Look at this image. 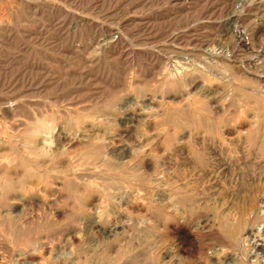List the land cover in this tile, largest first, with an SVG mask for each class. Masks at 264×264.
Masks as SVG:
<instances>
[{
    "label": "rangeland",
    "instance_id": "rangeland-1",
    "mask_svg": "<svg viewBox=\"0 0 264 264\" xmlns=\"http://www.w3.org/2000/svg\"><path fill=\"white\" fill-rule=\"evenodd\" d=\"M67 2L70 10L72 7H75L74 11L81 10L87 19L97 17L99 24L82 21L72 13L63 18L55 10L32 17L24 12L23 16L18 14L23 19L18 16L17 19L14 15L16 29L8 38V43L0 45V102L19 100L13 111L0 112V117L11 126L9 135H13L10 136L13 139L11 146L9 144L0 150V155L6 159L15 152L18 158L14 166H9L13 169L5 164L0 166L3 170H0V179L4 176L2 173H10L11 178L15 172L22 175L26 166V162L22 163L23 159L28 161L27 155L37 157V154H28L34 149L29 138V127L39 117L58 125L56 127L54 124L58 132L54 130L56 135L53 134L51 142L56 159L44 157V160L38 156L36 160L39 158L38 169L41 171L37 178L33 176V179H28L36 191L44 185L42 177L49 179L48 203L33 202L31 205L28 202L20 205L12 212L15 219L11 222L6 218L7 207L0 208V261L4 264H28V261H24V252L35 251L36 248L37 254L32 259H38L35 260L36 264H264V252L255 248V242L248 234L260 226L264 232V215L257 219L258 214L262 215L257 209H260V199L264 197V56L258 55L260 50L264 53V0ZM54 11L59 14H52ZM78 63L82 64L80 68ZM219 101L224 103V109L217 108L216 102ZM190 102L201 106L200 114L189 112ZM255 119L257 121L253 123ZM24 130H27L25 134ZM59 133L64 145L66 138L76 140L74 148L64 150V145H58L54 140H58L56 136ZM122 133H125L124 137ZM5 138L4 135L2 140ZM41 139V136L35 139L40 147ZM94 141L99 147L93 146L94 154H97L96 149L99 151L101 148L109 152H106L107 157L105 151L101 156L102 150L101 154H97L100 158L90 152ZM101 143L108 145L104 147ZM130 143L139 145L144 154L142 158H147L146 164H140L135 157H120L124 153L122 146ZM84 144L86 149L83 148ZM22 156L25 158L22 159ZM51 161H55L54 165L57 166H53ZM67 164L69 168L73 166L71 171ZM76 165L79 170L74 169ZM97 165L100 168H96ZM110 166L115 167V171ZM18 174H14V181H20L22 176L19 175V179L15 177ZM120 174L123 178H119ZM109 176H112L114 183L109 179L104 184V178L108 179ZM117 177L121 180L117 181ZM107 182L119 187L121 184L122 188L112 184L111 193ZM128 184L131 193H126L125 186ZM35 190L31 195H35ZM168 195L172 203L178 201L179 204H175H182L183 213L165 208ZM251 199L256 200L252 203ZM254 213L257 214L255 218ZM99 219L101 228L93 229L91 222ZM202 219L209 220L207 223L210 225L203 226L200 222ZM229 221L231 224L237 221L236 226L245 221L246 226L243 224L244 228L241 227L244 232L240 230L245 239L240 236L242 240L238 241L239 244L234 243L228 235L227 231L235 227ZM116 224H121L116 228L117 232L110 233L108 229ZM75 234L79 238L73 241ZM43 241L52 246L50 250L42 249L40 245ZM238 245L241 247L238 248ZM258 246L264 247L263 239L258 241Z\"/></svg>",
    "mask_w": 264,
    "mask_h": 264
},
{
    "label": "bare ground",
    "instance_id": "bare-ground-1",
    "mask_svg": "<svg viewBox=\"0 0 264 264\" xmlns=\"http://www.w3.org/2000/svg\"><path fill=\"white\" fill-rule=\"evenodd\" d=\"M69 1V0H68ZM71 1V0H70ZM227 1V0H226ZM79 2V1H78ZM0 45L1 44H3V43H8L7 42V40H8V38L11 36V34H13V31L16 29V27L14 26V24H13V17H14V15L16 16V18H17V16H18V14H24V12L25 13H27V14H29V15H31V17L32 16H35V15H37V16H39V14H42L43 15V12H47V13H49V10L50 11H52V10H55V11H58V12H60L62 15H63V18H64V16L65 17H67V16H69V14L71 15V13H72V15H75L76 17H78L80 20H82V21H84V20H89L90 22H92L93 24H96V25H98L99 23V21L97 20L98 18L97 17H94V18H90V19H87V16L85 15V13L84 12H82L81 10H75L74 11V9L73 8H75V7H72L71 8V10H70V8H69V5H68V2H67V0H0ZM76 6V5H75ZM73 9V10H72ZM81 9V8H80ZM93 9V8H92ZM54 11V12H55ZM93 11V10H92ZM45 12V13H46ZM52 13V12H50V13H52V14H56V13H58V12H55V13ZM23 14H22V16H23ZM27 14H26V16H27ZM59 14V13H58ZM56 16V15H55ZM59 16H61V15H59ZM92 16V15H91ZM19 18H21V16H18ZM25 17V16H24ZM62 17V16H61ZM73 17V16H72ZM15 18V19H16ZM60 18V17H59ZM77 18V19H78ZM89 18V17H88ZM97 18V19H96ZM18 19V18H17ZM21 19H23V18H21ZM73 19H74V17H73ZM100 19V18H99ZM20 20V19H19ZM18 20V21H19ZM25 20V19H24ZM27 20H28V18H27ZM26 20V21H27ZM46 20V19H45ZM51 20V19H50ZM65 20V19H64ZM64 20H63V22H64ZM59 21V20H58ZM88 21V22H89ZM123 21V20H122ZM14 22H17L16 20L14 21ZM31 22V21H30ZM57 22V21H56ZM60 22H61V20H60ZM62 22V23H63ZM100 22H102V21H100ZM48 23V22H47ZM65 23V22H64ZM80 23L82 24L83 22H81L80 21ZM92 23H91V25H92ZM16 24V23H15ZM26 24V23H25ZM32 24V23H31ZM58 24H59V22H58ZM68 24V23H67ZM77 24V23H76ZM60 25V24H59ZM85 25V24H84ZM24 26V25H23ZM61 26V25H60ZM62 26H63V24H62ZM61 26V27H62ZM80 26V25H79ZM78 26V27H79ZM44 27V26H43ZM80 27H82V26H80ZM18 28V27H17ZM29 28V27H28ZM42 28V27H41ZM52 29H54V28H52ZM58 29V28H57ZM56 29V30H57ZM82 29V28H81ZM51 30V29H50ZM74 30V29H73ZM111 31L113 30V28L111 27V29H110ZM18 31V30H17ZM32 31V30H31ZM37 32V31H36ZM39 32V31H38ZM62 32V31H61ZM74 32V31H73ZM76 32V31H75ZM15 33V32H14ZM24 33V32H23ZM49 33V32H48ZM198 33V32H197ZM58 34V33H57ZM261 34V33H260ZM18 35V34H17ZM31 35V34H30ZM16 36V35H15ZM51 36V35H50ZM70 36V35H69ZM116 36V35H115ZM13 37V36H12ZM79 37V36H78ZM81 37V36H80ZM117 38H118V36H116ZM116 37H114V38H116ZM16 38H19V37H16ZM37 38V37H36ZM82 38H84V37H82ZM184 38V37H183ZM11 39V38H10ZM118 39H120V38H118ZM190 39V38H189ZM12 40V39H11ZM32 40V39H31ZM36 40V39H35ZM40 40V39H39ZM39 40H38V42H39ZM43 40V39H42ZM64 40V39H63ZM149 40V39H148ZM240 40V39H239ZM10 41V40H9ZM41 41V40H40ZM44 41V40H43ZM82 41H84V40H82ZM96 41V40H95ZM168 41V40H167ZM248 41V40H247ZM42 42V41H41ZM40 42V43H41ZM47 42H48V40H47ZM99 42V41H98ZM113 42V41H112ZM155 42V41H154ZM43 43V42H42ZM65 43V42H64ZM184 43V42H183ZM188 43V42H187ZM11 44V43H10ZM82 44V43H81ZM88 45V44H87ZM18 46V45H17ZM46 46V45H45ZM48 46V45H47ZM46 46V47H47ZM90 46V45H89ZM115 46V45H114ZM182 46V45H181ZM246 46V45H245ZM137 47V46H136ZM14 48V47H13ZM50 48V47H49ZM72 48V47H71ZM146 48V47H145ZM140 49V48H139ZM15 50V49H14ZM69 50V49H68ZM136 50V49H135ZM180 50V49H179ZM4 51V50H3ZM18 51V50H17ZM177 51V50H176ZM264 51V50H263ZM12 52H13V50H12ZM55 52V51H54ZM182 52H184V51H182ZM11 53V52H10ZM132 53V52H131ZM23 54V53H22ZM255 54V53H254ZM253 54V55H254ZM257 54V53H256ZM5 55V54H4ZM10 55V54H9ZM20 55V54H19ZM24 55V54H23ZM258 55H259V57H262V56H264V53H262V51L260 50L259 51V53H258ZM1 56H3V55H1ZM74 56V55H73ZM255 56V55H254ZM6 57H8V56H6ZM5 58V57H4ZM20 58H21V56H20ZM76 58V57H75ZM189 58V57H188ZM208 58V57H207ZM248 58H249V56H248ZM18 59H19V57H18ZM80 59V58H79ZM258 59V58H257ZM262 59V58H261ZM82 60V59H81ZM68 61V60H67ZM77 61V60H76ZM80 62V61H79ZM86 62V61H85ZM257 62V61H256ZM255 62V63H256ZM259 62H261V61H259ZM258 62V63H259ZM263 62V61H262ZM35 63V62H34ZM76 63V62H75ZM83 63V62H82ZM237 63H238V61H237ZM245 63V62H244ZM254 64V63H253ZM257 64V63H256ZM35 65H37V64H35ZM80 65H82V64H80ZM80 65H79V63H78V66H79V68H80ZM259 65H262V64H259ZM258 66V64L256 65V67ZM263 66V65H262ZM241 67V66H240ZM260 67V66H259ZM258 67V68H259ZM35 69V68H34ZM199 69V68H198ZM1 70V69H0ZM191 71V70H190ZM204 71V70H203ZM24 72V71H23ZM56 72V71H55ZM217 72V71H216ZM49 73V72H48ZM81 73V72H80ZM184 74V73H183ZM187 74V73H186ZM161 75V74H160ZM163 75V74H162ZM36 76V75H35ZM59 76V75H58ZM63 76V75H62ZM183 76V75H182ZM188 76V75H187ZM33 77V76H32ZM155 77V76H154ZM185 77V76H184ZM19 78V77H18ZM17 78V79H18ZM164 78V77H163ZM167 78V77H166ZM9 79H12V78H9ZM14 79V78H13ZM181 79H183V77L181 78ZM6 80H8V79H6ZM84 80V79H83ZM209 80V79H208ZM51 81V80H50ZM194 81V80H193ZM203 81V80H202ZM259 81V80H258ZM35 82V81H34ZM40 82V81H39ZM168 82H170V81H168ZM178 82V81H177ZM179 82H180V80H179ZM178 82V83H179ZM208 82V81H207ZM206 82V83H207ZM239 82V81H238ZM260 82V81H259ZM20 83V82H19ZM188 83V82H187ZM241 83V82H240ZM258 83V82H257ZM262 83V82H261ZM264 83V82H263ZM130 84V83H129ZM162 84V83H161ZM181 84V83H180ZM259 84V83H258ZM238 85V84H237ZM247 85V84H246ZM257 85V84H256ZM203 86V85H202ZM240 86V85H239ZM207 87V86H206ZM126 88V87H125ZM156 88V87H155ZM263 88H264V86H263ZM206 90V89H205ZM226 90V89H225ZM112 91H113V89H112ZM118 92V91H117ZM161 92V91H160ZM215 93V92H214ZM223 94V93H222ZM231 94V93H230ZM217 95V94H216ZM263 95V94H262ZM153 96V95H152ZM218 96V95H217ZM114 97V96H113ZM249 97V96H248ZM251 97V96H250ZM221 98V97H220ZM225 98V97H224ZM215 99V98H214ZM223 99V98H222ZM166 100V99H165ZM221 100V99H220ZM227 100V99H226ZM19 101V100H18ZM18 101H16V100H14V99H8L7 101H2L1 100V102H0V112L1 111H13L14 110V108L18 105ZM191 101V100H190ZM222 101V100H221ZM221 101H219V102H216V106H217V108L218 109H224V103H222ZM202 102V101H201ZM204 102V101H203ZM212 102V101H211ZM206 103H208V102H206ZM210 103V102H209ZM227 103V102H226ZM73 104V103H72ZM201 104V103H200ZM210 106V105H209ZM215 106V105H214ZM28 107V106H27ZM188 107V106H187ZM189 107L190 108H188V110H189V112H190V110H191V112L192 113H196L197 115L198 114H200L201 113V106H198V104L196 103V102H190L189 103ZM208 107V106H207ZM210 107H213V105L212 106H210ZM31 108V107H30ZM80 108V107H79ZM229 108V107H228ZM251 108V107H250ZM35 109V108H34ZM61 109V108H60ZM214 109V108H213ZM69 110V109H68ZM257 110V109H256ZM61 111V110H60ZM71 111V110H70ZM74 111V110H73ZM85 111V110H84ZM183 111V110H182ZM36 112V111H35ZM66 112V111H65ZM72 112V111H71ZM174 112V111H173ZM217 112H218V110H217ZM223 112V111H222ZM44 113V112H43ZM73 113V112H72ZM76 113V112H75ZM78 113V112H77ZM182 113V112H181ZM231 113V112H230ZM255 113V112H254ZM6 114V113H5ZM38 114V113H37ZM47 114V113H46ZM65 114V113H64ZM48 115L49 114H47V117H48ZM187 115V114H186ZM18 116V115H17ZM56 116V115H55ZM54 116V117H55ZM67 116V115H66ZM65 116V117H66ZM38 117L39 116H37V119H38ZM42 117H43V115H42ZM62 117V116H61ZM189 117V116H188ZM220 117V116H219ZM16 118V117H15ZM51 118V117H50ZM55 118H58V117H55ZM88 118V117H87ZM221 118V117H220ZM251 118V117H250ZM62 119V118H61ZM73 119V118H72ZM77 119V118H76ZM199 119V118H198ZM202 119V118H201ZM211 119V118H210ZM209 119V120H210ZM257 119V118H256ZM255 119V121H252L253 123L254 122H256L257 120ZM10 120V119H9ZM27 120V119H26ZM25 120V121H26ZM59 120V119H58ZM104 120V119H103ZM175 120V119H174ZM203 120V119H202ZM259 120V119H258ZM15 121V120H14ZM35 120H33V122H34ZM61 121H63V120H61ZM71 121V120H70ZM69 121V122H70ZM157 121V120H156ZM27 122V121H26ZM88 122V121H87ZM203 122V121H202ZM80 122H77V124H79ZM81 123L84 125L85 123H83V121L81 120ZM180 123V122H179ZM13 124H16V123H13ZM32 124V123H31ZM55 123H53L52 121H49V120H47L46 118L45 119H41L40 120V117H39V119L37 120V121H35L34 122V124L32 125V127H29L30 129H29V133H30V137L29 138H31L30 139V142L31 143H33V147H34V149H33V151L31 152H29L27 149V151L29 152L28 154H37L36 156L38 157L39 156V158H44V157H47L48 159H51L52 160V157L53 158H55V156H53L54 154H55V152L51 149V145L53 144H51V142L53 141V139H54V135L53 134H55L56 132L55 131H57V130H55V128L58 126V125H56V127H55V125H54ZM74 124V123H73ZM82 124H80V125H82ZM95 124V123H94ZM124 124V123H123ZM206 124V123H205ZM256 125L255 126H257V123H255ZM22 125V124H21ZM79 125V126H80ZM82 125V126H83ZM98 125V124H97ZM96 125V126H97ZM100 126H101V124H99ZM155 125V124H154ZM157 125V124H156ZM202 125H203V123H202ZM62 126V125H61ZM75 126V124L73 125V127ZM93 126V125H92ZM199 126V125H198ZM210 126V125H209ZM248 126V125H247ZM15 127V126H14ZM67 127V126H66ZM69 127H71L70 126V124H69ZM105 127V126H104ZM145 127V126H144ZM156 127V126H155ZM219 127V126H218ZM243 127V126H242ZM10 128H11V126H9V125H7V121H5L4 120V118H1L0 117V150H2L3 148H5V146L6 147H8L7 145H9L10 143H11V141L13 140L12 139V137H10L11 135H9V132L11 133V130H10ZM25 128H26V126H25ZM59 128V127H58ZM61 128H63V127H61ZM109 128H110V126H109ZM108 128V129H109ZM115 128V127H114ZM132 128V127H131ZM130 128V129H131ZM254 128H256V127H254ZM57 129V128H56ZM77 129H78V126H77ZM80 129H81V127H80ZM91 129V128H90ZM107 129V128H106ZM119 129V128H118ZM155 129V128H154ZM214 129V128H213ZM242 129V128H241ZM245 129V128H244ZM244 129L242 130V131H244ZM23 130V129H22ZM22 130H20L21 131V133H22ZM27 130H28V127H27ZM27 130L25 131L24 130V134L27 132ZM55 130V131H54ZM115 130H116V128H115ZM127 130H128V128H127ZM126 130V131H127ZM145 130H147V129H145ZM156 130V129H155ZM258 130V129H257ZM31 131V132H30ZM121 131V130H120ZM19 132V131H18ZM58 132V131H57ZM116 132H117V130H116ZM220 132V131H219ZM237 132V131H236ZM255 132V131H254ZM86 133H88V131L86 132ZM91 133V132H90ZM125 133H127V132H125ZM124 133V134H125ZM220 133H222V132H220ZM6 134H7V136H6ZM20 134V133H19ZM121 134V133H120ZM124 134L122 133V136L124 137ZM140 134V133H139ZM164 134V133H163ZM229 134V133H228ZM4 135H5V137L7 138H5V139H3L2 140V137L4 138ZM56 135V134H55ZM89 135V134H88ZM116 135H118V133L116 134ZM128 135H129V133H128ZM127 135V136H128ZM151 135V134H150ZM172 135V134H171ZM249 135V134H248ZM13 136V135H12ZM20 136H21V134H20ZM39 136H41L42 137V146L40 147V144H39V142L38 141H36V140H38V138H39ZM62 135H60V133L56 136L57 137V139L58 140H54V141H57V144L58 145H60V144H62V145H64L63 143H64V141H63V143L61 142V140H63V139H61L60 140V138H62L61 137ZM64 136V135H63ZM70 136V135H69ZM100 136H102V135H100ZM108 136H110V135H108ZM111 136H112V134H111ZM121 136V135H120ZM119 136V137H120ZM126 136V135H125ZM139 136V135H138ZM246 136V135H245ZM56 137H55V139H56ZM116 137H118V136H116ZM202 137H204V136H202ZM251 137V136H250ZM63 138H65V137H63ZM98 138V137H97ZM113 138V137H112ZM133 138V137H132ZM136 138V136L134 137V139ZM139 139H141V137H138ZM137 138V139H138ZM21 139H23V138H21ZM20 139V140H21ZM27 139V138H26ZM36 139V140H35ZM67 139V138H66ZM64 139L65 140V147H63V149L64 150H70V148L72 149V148H74L73 147V145L75 144L74 143V141H76V140H72V138L71 139ZM78 139V138H77ZM84 139V138H83ZM101 139V138H100ZM106 139V138H105ZM118 139V138H117ZM247 139H249L248 138V136H247ZM251 139V138H250ZM264 139V138H263ZM28 140V139H27ZM35 140V141H34ZM80 140H81V138H80ZM104 140V139H103ZM120 140V139H119ZM203 140V139H202ZM209 140V139H208ZM207 140V141H208ZM29 141V140H28ZM66 141H67V143H66ZM102 141V140H101ZM223 141V140H222ZM251 140H249V142H250ZM61 142V143H60ZM81 142H82V140H81ZM103 142V141H102ZM107 142V141H106ZM131 142V141H130ZM137 142V141H136ZM143 142V141H142ZM26 143H27V141H26ZM78 143V142H77ZM80 143V142H79ZM82 143H84V142H82ZM104 143V142H103ZM108 143V142H107ZM106 143V145H108ZM141 142H139V144H140ZM210 143V142H209ZM214 143H215V141H214ZM247 143V142H246ZM30 144V143H29ZM38 144H39V147H38ZM56 144V145H57ZM91 144V143H90ZM105 144V143H104ZM104 144H102L101 143V145H104ZM131 144V143H130ZM130 144H128V145H123L122 146V148H121V150L124 152L123 153V155L122 156H120L121 158L123 157H135V158H137V159H139L137 162H139L140 164H146V160H147V158L145 159V158H142V156H144V154H142V150L140 149V147H139V145L137 144V146L139 147H137V146H135V145H130ZM143 144V143H142ZM156 144V143H155ZM170 144V143H169ZM253 144V143H252ZM255 144V143H254ZM27 145V144H26ZM78 144H76V146H77ZM87 145H89L88 143H87ZM96 146V144H95V141H94V143H92V147H91V149H90V152H93V155H96V156H98L99 157V155H97L98 153H100V151L102 150L103 151V149H101L100 148V150L98 151L96 148L98 147V146H96V148H94V150L97 152V154H94V151H92L93 150V146ZM97 145H99V144H97ZM101 145H100V147H101ZM106 145H104V147H107ZM141 145V144H140ZM160 145V144H159ZM221 145H223V144H221ZM251 145V144H250ZM10 146H11V144H10ZM14 146H15V144L13 145V147L12 148H14ZM21 146H22V144H21ZM75 146V145H74ZM78 146H80V145H78ZM111 146V145H110ZM109 146V147H110ZM142 146H145V145H142ZM152 146V145H151ZM210 146V145H209ZM208 146V147H209ZM218 146V145H217ZM252 146H254V145H252ZM258 147H259V145H257ZM18 147V146H17ZM53 147V146H52ZM81 147V146H80ZM261 148L263 147L262 145L260 146ZM19 148V147H18ZM23 148V147H22ZM31 148V147H30ZM55 148V147H54ZM61 148V147H60ZM83 148H85V144H84V147ZM87 148V147H86ZM85 148V149H86ZM89 148V147H88ZM99 148V147H98ZM103 148V147H102ZM142 148V147H141ZM212 148V147H211ZM219 148V147H218ZM221 148H223V147H221ZM221 148H220V150H221ZM241 148H242V146H241ZM260 148V149H261ZM29 149V148H28ZM32 149V148H31ZM30 149V150H31ZM56 149V148H55ZM79 149V148H78ZM107 149V148H106ZM140 149V150H139ZM144 149V148H143ZM208 149V148H207ZM264 149V148H263ZM6 150V149H5ZM9 150V149H8ZM16 150H17V148H16ZM23 150H25L24 148H23ZM58 150V149H57ZM61 150V149H60ZM108 150H110V149H108ZM149 150V149H148ZM213 150V149H212ZM219 150V151H220ZM223 150V149H222ZM7 151V150H6ZM26 151V152H27ZM75 151V150H74ZM105 151V150H104ZM104 151H103V153L101 154V156L103 155L104 156ZM113 151V150H112ZM118 151V150H117ZM211 151V150H210ZM213 151H215V150H213ZM217 151V150H216ZM261 151V150H260ZM11 152V151H10ZM21 152H22V150H21ZM23 152H25V151H23ZM22 152V153H23ZM73 152V151H72ZM106 152H108V151H105V156H106ZM207 152V151H206ZM15 153V152H14ZM14 153H12V154H10V156H8V157H6V159L4 160L3 159V157H2V161H4V163L0 160V166L2 167V164H5L8 168H10L12 165H13V163H14V161L16 160L17 161V155H14ZM54 153V154H53ZM79 153V152H78ZM159 153V152H158ZM211 153H212V151H211ZM218 153V152H217ZM9 154V153H8ZM18 154V153H17ZM20 154V153H19ZM24 154V153H23ZM41 154H43L41 157H40V155ZM59 154V153H58ZM108 154H109V152H108ZM198 154V153H197ZM24 155H26V154H24ZM23 155V156H24ZM72 155H73V153H72ZM92 155V154H91ZM20 157H21V154L19 155ZM18 156V157H19ZM22 156V159L23 158H25V157H23ZM102 156V157H103ZM149 156V155H148ZM0 157V158H1ZM27 157V160L28 161H26V158L25 159H23L24 160V162H22V163H25L26 162V166H25V171L23 172V173H21L22 175H20V174H18V176H15V177H19V175H20V181L18 180V181H14V174L15 175H17L16 174V172L14 173V174H12L13 175V177L11 178V177H9V174L7 175H5V173H2V175L4 174V176H2V178L0 179V208L1 207H7V210H8V212H7V216H6V218L11 222V221H13L14 219H15V216L14 215H12V212L14 211V210H16L17 208H19V206L21 205H25V204H27L28 202H29V204H31V203H33V202H42V203H48V196H50V194L48 195V182H49V179H47V177H42V182L44 183V185H43V189L41 188V189H37L38 191H36L35 189H34V187L32 186V184L29 182V180L28 179H30L31 177H32V179H33V176H36V178H37V175H38V173H39V171H41L40 169H38V167H39V163H40V161H38L39 160V158H38V160H36V158H35V156H31V155H27L26 156ZM50 157V158H49ZM95 157V156H94ZM101 157V158H102ZM107 157V156H106ZM127 157V158H128ZM158 157V156H157ZM17 158V159H16ZM33 158V159H32ZM65 158V157H64ZM93 158V157H92ZM100 158V157H99ZM221 158H222V154H221ZM56 159V158H55ZM83 159V158H82ZM105 159H107V158H105ZM125 159V158H124ZM224 159V158H223ZM21 160V159H20ZM44 160H45V158H44ZM54 160V159H53ZM93 160H94V158H93ZM100 160V163L102 162L101 161V159H99ZM134 160V159H133ZM176 160V159H175ZM253 160V159H252ZM56 162H58L57 160H55ZM55 161H51V163L53 164V166H55L54 165V163H55ZM68 161V160H67ZM85 161V160H84ZM104 161V160H103ZM123 161V160H122ZM21 162V161H20ZM87 162V161H86ZM94 162V161H93ZM117 162V161H116ZM124 162V161H123ZM129 162H132V161H130L129 160ZM135 163H136V161H134ZM149 162V161H148ZM257 162V161H256ZM17 163V162H16ZM22 163H20V166L22 165ZM63 163V162H62ZM66 163H69V162H66ZM103 163H105V162H103ZM107 163V162H106ZM206 163V162H205ZM230 163H232V162H230ZM251 163H252V161H251ZM43 164V163H42ZM69 164H71V163H69ZM84 164V163H83ZM93 164V163H92ZM97 164V163H96ZM125 164V163H124ZM130 164V163H129ZM137 164V163H136ZM149 164V163H148ZM23 165H25V164H23ZM46 166H48V164H45ZM68 165V164H67ZM94 165V164H93ZM113 165V164H112ZM126 165H128L127 164V160H126ZM141 165V166H142ZM193 165V164H192ZM10 166V167H9ZM14 166V165H13ZM51 166V165H50ZM49 166V167H50ZM57 166V165H56ZM63 166V165H62ZM77 166V165H76ZM90 166V165H89ZM98 166V165H97ZM96 166V168H100L99 166L97 167ZM137 166V165H136ZM136 166H134V167H136ZM145 166V165H144ZM143 166V167H144ZM226 166V165H225ZM5 167V166H4ZM21 167H23V166H21ZM49 167H48V169H49ZM61 167V166H60ZM73 167V166H72ZM71 167V168H72ZM92 167V166H91ZM106 167V166H105ZM112 166H110V168H111ZM131 167V166H130ZM152 167V166H151ZM150 167V168H151ZM228 167V166H227ZM6 168V167H5ZM14 168V167H13ZM13 168H10V169H13ZM17 168V167H16ZM55 168V167H54ZM58 168V167H57ZM56 168V169H57ZM71 168H69V165H68V170H70ZM86 168V167H85ZM85 168L83 169L84 171H85ZM96 168H94V169H96ZM108 168V167H107ZM106 168V169H107ZM113 168V167H112ZM138 168H140V167H138ZM196 168V167H195ZM3 169V168H2ZM18 169V168H17ZM47 169V170H48ZM53 168H51L50 170H52ZM55 169V170H56ZM61 169V168H60ZM60 169H58V171L60 170ZM74 169H78V166H77V168L75 167ZM73 169V171L75 172V170ZM93 169V170H94ZM105 169V170H106ZM117 169V168H116ZM144 169H146V167L144 168ZM0 170H1V168H0ZM21 170H22V168H21ZM72 170V169H71ZM70 170V171H71ZM79 170V169H78ZM78 170H76V171H78ZM87 170V169H86ZM92 170V171H93ZM108 170V169H107ZM113 170L115 171V167L113 168ZM113 170L111 171V170H109V172L111 171V172H113ZM118 170V171H117ZM116 171H117V173L119 172L120 173V170L119 169H117ZM133 170V169H132ZM1 171H3V170H1ZM13 171V170H12ZM83 171V172H84ZM95 171V170H94ZM97 171V170H96ZM99 171V170H98ZM100 171H102V168L100 169ZM124 171V170H123ZM122 171V172H123ZM126 171V170H125ZM128 171V170H127ZM139 171V170H138ZM147 171V170H146ZM5 172V171H4ZM60 172V171H59ZM65 172V171H64ZM82 172V173H83ZM105 172V174H106V171H104ZM142 172H143V170H142ZM148 172V171H147ZM7 173V172H6ZM42 173L44 174V172L42 171ZM69 173L70 172H68L67 173V175L68 176H70L69 175ZM81 173V174H82ZM86 173H88V172H86ZM85 173V174H86ZM97 174H98V172H96ZM115 173V172H114ZM126 173V172H125ZM154 173V172H153ZM185 173V172H184ZM214 173V172H213ZM42 174V175H43ZM64 174V173H63ZM66 174V173H65ZM71 174V173H70ZM75 174V173H74ZM91 174V173H90ZM122 174V173H121ZM121 174L119 175L120 177L119 178H123V177H121ZM124 174V173H123ZM128 174V173H127ZM131 174V173H130ZM138 174V173H137ZM141 174V173H140ZM49 175H50V173H49ZM100 175V174H99ZM99 175H97V176H99ZM110 175V174H109ZM116 175V174H115ZM114 175V176H115ZM125 175V174H124ZM48 176V175H47ZM51 176H52V174H51ZM118 176V175H117ZM125 176H127V175H125ZM185 176V175H184ZM112 177V176H111ZM110 176H109V178L108 179H105L104 178V181H103V183L105 184V180L106 181H108L109 179H112ZM134 177V176H133ZM139 177V176H138ZM149 177V176H148ZM16 178V179H17ZM65 178V177H64ZM118 177L116 178V179H118L117 181H119V180H121V179H119ZM185 178V177H184ZM260 178V177H259ZM19 179V178H18ZM68 179H69V177H68ZM67 178H66V180H68ZM86 179V178H85ZM137 179V178H136ZM212 179V178H211ZM62 180H63V177H62ZM65 180V179H64ZM63 180V181H64ZM74 180V179H73ZM113 180V179H112ZM112 180H110V181H112ZM148 180V179H147ZM146 180V181H147ZM38 181L40 182V180L38 179ZM59 181V180H58ZM109 181V182H110ZM116 181V180H115ZM127 181V180H126ZM35 182V181H34ZM33 182V183H34ZM51 182H52V180H51ZM113 183H114V180L112 181ZM111 182V185L113 184ZM124 182H125V180H124ZM132 182H134V181H132ZM168 182H170V181H168ZM176 182V181H175ZM36 183V182H35ZM62 183H64V182H62ZM116 183V182H115ZM121 183V182H120ZM119 182H118V184H120ZM128 183V182H127ZM227 183V182H226ZM39 184V183H38ZM53 184V183H52ZM74 184H75V181H74ZM77 184H78V182H77ZM84 184H85V182H84ZM103 184V187L104 186H106V185H104ZM107 184L108 185H110L108 182H107ZM122 184H123V182H122ZM110 185V187L109 188H111L112 186ZM117 186V187H119V185H117V184H113V186ZM136 185V184H135ZM148 185V184H147ZM171 185V184H170ZM180 185V184H179ZM225 185V184H224ZM49 186H51V185H49ZM77 186V185H76ZM79 186H80V183H79ZM101 186H102V184H101ZM122 185L120 184V187H121ZM129 184L128 185H126L125 187H126V193L127 192H130V189H129ZM157 186V185H156ZM53 187H55V186H53ZM56 187H58V185H56ZM119 187V188H120ZM124 187V186H123ZM183 187H184V185H183ZM192 187V186H191ZM85 188V187H84ZM87 188V187H86ZM108 188V189H109ZM118 188V189H119ZM122 188V187H121ZM120 188V189H121ZM145 188H146V186H145ZM144 188V189H145ZM103 189V188H102ZM106 189V187H104V190ZM114 189H117V188H114ZM117 189V190H118ZM119 189V190H120ZM148 189V188H147ZM171 189V188H170ZM175 189V188H174ZM203 189H204V187H203ZM33 190H35V195L33 196V195H31V193H32V191ZM54 190V189H53ZM65 190V189H64ZM110 190V192L112 193V188L111 189H109ZM116 190V191H117ZM118 190V191H119ZM178 190V189H177ZM106 191H107V189H106ZM106 191H105V193H106ZM114 191V190H113ZM186 191H189V190H186ZM206 191V190H205ZM258 191V190H257ZM69 192V191H68ZM81 192V191H80ZM109 192V194H111ZM139 192V191H138ZM175 192V191H174ZM193 192H195V191H193ZM197 192V191H196ZM261 192V191H260ZM49 193H51L50 192V189H49ZM52 193H53V191H52ZM70 193V192H69ZM125 193V192H124ZM131 193V192H130ZM157 193V192H156ZM163 193V192H162ZM176 193V192H175ZM187 193H189V192H187ZM192 193V192H191ZM203 193V192H202ZM212 193V192H211ZM54 194V193H53ZM86 194V193H85ZM101 194V193H100ZM107 194H108V191H107ZM254 194V193H253ZM48 195V196H47ZM79 195V194H78ZM132 195V194H131ZM144 195V194H143ZM174 195V194H173ZM176 195V194H175ZM218 195V194H217ZM53 196V195H52ZM121 196V195H120ZM167 196V195H166ZM169 196V195H168ZM179 196V195H178ZM182 196V195H181ZM185 196V195H184ZM71 197V196H70ZM82 197V196H81ZM101 197V196H100ZM106 197V196H105ZM116 197V196H115ZM122 197V196H121ZM124 197V196H123ZM125 197H126V195H125ZM173 197V196H172ZM143 198V197H142ZM166 198V197H165ZM169 198H170V196L169 197H167L166 199H168V201L166 202V209H170V210H172L173 212H175V213H183L182 211H181V205H178L179 203H178V201L176 202L175 200V203H178V204H175V203H172V201H170L171 200V198H170V200H169ZM180 198V197H179ZM190 198H193V196H190ZM200 198V197H199ZM253 198V197H252ZM255 198V197H254ZM257 198V197H256ZM116 199V198H115ZM151 199V198H150ZM160 199V198H159ZM174 199V198H173ZM177 199V198H176ZM189 199V198H188ZM187 199V200H188ZM124 200H126V199H124ZM144 200V199H143ZM142 200V201H143ZM252 200V199H251ZM255 200L256 199H253L252 200V203H254L255 202ZM99 201V200H98ZM110 201V200H109ZM128 201V200H127ZM134 201V200H133ZM132 201V202H133ZM193 201V199H191V202ZM213 201V200H212ZM218 201V200H217ZM74 202V201H73ZM184 202V201H183ZM144 203V202H143ZM142 203V204H143ZM189 205H190V202H187ZM193 203V202H192ZM196 203V202H195ZM134 204V203H133ZM136 204V203H135ZM194 204V203H193ZM32 205V204H31ZM30 205V206H31ZM50 205V204H49ZM58 205V204H57ZM89 205V204H88ZM139 205V204H138ZM144 205V204H143ZM148 205V204H147ZM165 205V204H164ZM192 205V204H191ZM259 207H260V209H257L258 211H260V212H258V213H261L262 215H259L258 214V216H257V219H258V217L260 218H262L263 217V215H264V197H262V199H260V203H259ZM119 206V205H118ZM142 206V205H141ZM150 206H152V205H150ZM185 206V205H184ZM187 206V205H186ZM197 206H198V204H197ZM257 206L258 205H256V208H257ZM9 207V208H8ZM32 207V206H31ZM34 207H36V206H34ZM39 207V206H38ZM48 207V206H47ZM57 207V206H56ZM110 207V206H109ZM121 207V206H120ZM157 207V206H156ZM255 207V206H254ZM27 208V207H26ZM46 208V207H45ZM93 208H94V206H93ZM132 208V207H131ZM138 208H140V207H138ZM153 208V207H152ZM188 208H189V206H188ZM193 208V210L195 209V207H192ZM252 208H253V205H252ZM6 209V208H5ZM54 209V208H53ZM149 209V208H148ZM151 209V208H150ZM159 209V208H158ZM185 209H187L186 207H185ZM218 209V208H217ZM239 209V208H238ZM107 210V209H106ZM112 210V209H111ZM120 210V209H119ZM125 210V209H124ZM240 210V209H239ZM255 210V209H254ZM79 211V210H78ZM81 211V210H80ZM79 211V212H80ZM133 211V210H132ZM145 211H147V210H145ZM162 211V210H161ZM189 211V210H188ZM190 211H192V209L190 208ZM195 211V210H194ZM193 211V212H194ZM197 211V210H196ZM195 211V212H196ZM256 211V210H255ZM120 212V211H119ZM137 212H139V211H137ZM143 212V211H142ZM142 212H140V213H142ZM152 212V211H151ZM24 213H25V211H24ZM53 213V212H52ZM192 213V212H191ZM16 214V213H15ZM65 214V213H64ZM69 214H71V213H69ZM75 214V213H74ZM73 214V215H74ZM81 214H84V213H81ZM132 214H133V212H132ZM168 214V213H167ZM186 214H188V212H187V210H186ZM247 214V213H246ZM255 214V213H254ZM3 215V214H2ZM37 215V214H36ZM102 215V214H101ZM135 215V214H134ZM142 215V214H141ZM183 215V214H182ZM240 215H242V214H240ZM256 215L257 214H255V216H254V218L256 217ZM1 216V215H0ZM4 216V215H3ZM2 216V217H3ZM31 216V215H30ZM85 216V215H84ZM93 216V215H92ZM100 216V215H99ZM98 216V217H99ZM160 216H162V214L160 215ZM184 216V215H183ZM217 216V215H216ZM247 216V215H246ZM41 217V216H40ZM133 217V216H132ZM131 217V218H132ZM143 217H145V216H143ZM219 217V216H218ZM226 217V216H225ZM240 217H242V219H243V216H240ZM4 218V217H3ZM2 218V219H3ZM54 218V217H53ZM73 218V217H72ZM105 218V217H104ZM150 218H151V216H150ZM203 218V217H202ZM226 218H228V217H226ZM230 218V217H229ZM247 218V217H246ZM1 219V221H3ZM24 219V218H23ZM30 219V218H29ZM28 219V220H29ZM43 219H45V218H43ZM80 219V218H79ZM98 219V218H97ZM96 219V220H97ZM102 220H103V218H101ZM109 219V218H108ZM126 219V218H125ZM124 218H123V220H125ZM204 219V218H203ZM202 219V221H200L201 222V224L203 225V226H206L207 224H209V223H207V221H209V220H203ZM18 220H21V219H18ZM36 220V219H35ZM49 220V219H48ZM76 220V219H75ZM122 220V221H123ZM127 220V219H126ZM131 220V219H130ZM224 220H226V219H224ZM244 220H245V217H244ZM253 220V219H252ZM259 220V219H258ZM39 221V220H38ZM50 221V220H49ZM85 221V220H84ZM134 221V220H133ZM135 221H136V219H135ZM138 221H140V220H138ZM137 221V222H138ZM141 221H144V222H146L145 220H143V219H141ZM199 221V220H198ZM217 221V220H216ZM228 221V220H227ZM246 221V223H247V220H245ZM245 221H241L242 223L241 224H239V225H237L236 226V223H237V221L236 222H233V223H235V224H231L232 222H230L229 221V224H231V225H235V227L233 228L232 227V229H230V230H228L227 232H228V235H230V239L234 242V243H237V244H239L238 243V241L241 239L242 240V238H244L245 239V237H243V236H241V233L242 232H244V231H242L243 229H241V227H243L242 225L244 224L245 225ZM254 221H256V219L254 220ZM46 222V221H45ZM103 222V221H102ZM238 222H240V220L238 219ZM4 223V222H3ZM106 223V222H105ZM228 223V222H227ZM30 224V223H29ZM28 224V225H29ZM142 224V223H141ZM185 224H186V222H185ZM198 224V223H197ZM200 224V223H199ZM200 224V225H201ZM217 224V223H216ZM220 224V223H219ZM229 224H228V226H229ZM251 224V223H250ZM255 224V223H254ZM24 225V224H23ZM79 225V224H78ZM112 225V224H111ZM121 224H116V225H114V226H112L110 229H108L109 231H110V233H112L113 231H115L116 230V228H118L119 226H120ZM123 225H125L124 223H123ZM133 225V224H132ZM150 225V224H149ZM154 225H155V223H154ZM153 225V226H154ZM160 225V224H159ZM210 225V224H209ZM33 226V225H32ZM37 226V225H36ZM41 226V225H40ZM88 226V225H87ZM90 226L94 229V228H96V229H98V228H101V222H100V219L98 220V221H92L91 222V224H90ZM89 226V227H90ZM138 226V225H137ZM152 226V225H151ZM218 226V225H217ZM246 226V225H245ZM1 227V226H0ZM4 227V226H3ZM17 227V226H16ZM25 227V226H24ZM81 227V226H80ZM123 227V226H122ZM135 227H136V225H135ZM160 228H161V226H159ZM20 228V227H19ZM46 228V227H45ZM66 228V227H65ZM73 228V227H72ZM202 228V227H201ZM244 228V227H243ZM250 228V227H249ZM38 229V228H37ZM71 229V228H70ZM74 229V228H73ZM246 229V228H245ZM250 229H253V227L252 228H250ZM3 230V229H2ZM1 230V231H2ZM76 230V229H75ZM153 230V229H152ZM158 230V229H157ZM242 232H241V231ZM34 231V230H33ZM41 231V230H40ZM45 231V230H44ZM69 231V230H68ZM89 231V230H88ZM138 231V230H137ZM264 231V230H263ZM8 232V231H7ZM55 232V231H54ZM102 232V231H101ZM115 232H117V231H115ZM248 232V231H247ZM250 233H248L250 236H252V237H250L249 235H247L246 237H250L251 239H253L254 240V242H255V248L256 249H258V250H261L262 252H264V247H259L258 246V241L260 240V239H263L264 240V236H263V233L264 232H262V228H261V226L260 227H258V229L256 228V231H252V230H250L249 231ZM38 233V232H37ZM72 233V232H71ZM75 233H77V232H75ZM81 233V232H80ZM95 233V232H94ZM120 234V233H119ZM118 234V235H119ZM122 234V233H121ZM146 234V233H145ZM27 235V234H26ZM30 235V234H29ZM33 235V234H32ZM39 235V234H38ZM50 235V234H49ZM63 235V234H62ZM71 234H69V236H70ZM136 235V234H135ZM28 236V235H27ZM40 236V235H39ZM146 236H148V235H146ZM221 236V235H220ZM242 238H241V237ZM12 237V236H11ZM50 237V236H49ZM66 237V236H65ZM71 238H72V236H70ZM218 237V236H217ZM227 237V236H226ZM32 238V237H31ZM52 238V237H51ZM57 238V237H56ZM79 238V236L78 235H74L73 236V241L74 240H77ZM38 239H40V238H38ZM101 239V238H100ZM113 239V238H112ZM230 239H229V241H230ZM249 239V238H248ZM31 240V239H30ZM64 240V239H63ZM18 241V240H17ZM33 241V240H32ZM35 241V240H34ZM58 241V240H57ZM69 241V240H68ZM70 241H71V239H70ZM72 241V242H73ZM80 241V240H79ZM40 242V241H39ZM48 242V241H47ZM50 242V241H49ZM52 242V241H51ZM55 242V241H54ZM36 243V242H35ZM57 243V242H56ZM65 243V242H64ZM67 243H70V242H67ZM128 243V242H127ZM222 243V242H221ZM230 243H231V241H230ZM21 244V243H20ZM23 244V243H22ZM121 244V243H120ZM236 244V245H237ZM252 244V243H251ZM9 245V244H8ZM38 245V244H37ZM36 245V246H37ZM53 245V244H52ZM67 245V244H66ZM75 245V244H74ZM77 245V244H76ZM119 245V244H118ZM134 245V244H133ZM139 245V244H138ZM231 245V244H230ZM28 246H29V244H28ZM33 246V245H32ZM41 247H42V249L43 250H50L51 248L50 247H52V246H48V244L47 243H45V241H43L42 243H41V245H40ZM69 246V245H68ZM141 246V245H140ZM232 246H233V244H232ZM231 246V247H232ZM254 246V245H253ZM12 247V246H11ZM22 247V246H21ZM24 247V246H23ZM64 247V246H63ZM134 247V246H133ZM204 247V246H203ZM218 247V246H217ZM238 248L239 247H241V246H237ZM39 248V247H38ZM67 248V247H66ZM71 248V247H70ZM28 249V248H27ZM72 249V248H71ZM71 249H68V250H71ZM97 249V248H96ZM123 249V248H122ZM168 249V248H167ZM241 249V248H240ZM35 251H33L32 249L31 250H26L25 252H24V255H23V258H25V260L24 261H28L30 264H36L35 263V260L37 259H35L34 261L32 260V259H34V257L36 256V254H37V252H36V248L34 249ZM37 250H39V249H37ZM59 250V249H58ZM62 250H64V249H62ZM82 250V249H81ZM109 250V249H108ZM118 250H119V246H118ZM137 250H138V248H137ZM212 250V249H211ZM224 250V249H223ZM254 250V249H253ZM23 251H24V249H23ZM73 251V250H72ZM110 251V250H109ZM132 251V250H131ZM143 251V250H142ZM242 251V250H241ZM1 252V251H0ZM39 252V251H38ZM51 252V251H50ZM66 252V251H65ZM119 252V251H118ZM5 253V252H4ZM135 253V252H134ZM130 254V253H129ZM136 254V253H135ZM161 254V253H160ZM8 255V254H7ZM70 255V254H69ZM21 256H22V254H21ZM20 256V257H21ZM39 256V255H38ZM49 256H51V255H49ZM62 256V255H61ZM106 256V255H105ZM129 256V255H128ZM131 256V255H130ZM150 256V255H149ZM58 257V256H57ZM74 257V256H73ZM99 257V256H98ZM120 257V256H119ZM250 257V256H249ZM22 258V257H21ZM53 258V257H52ZM64 258V257H63ZM60 259H62V257L60 258ZM118 259V258H117ZM13 260V259H12ZM38 260V259H37ZM76 260V259H75ZM121 260V259H120ZM10 261V260H9ZM15 261H16V259H15ZM18 261V260H17ZM40 261V260H39ZM168 261V260H167ZM1 263L0 264H4V263H2V261H0ZM4 262V261H3ZM37 262V261H36ZM51 262V261H50ZM61 262V261H60ZM65 262V261H64ZM28 263V264H29ZM42 263V262H41ZM52 263V262H51ZM58 263V262H57ZM62 263V262H61ZM69 263V262H68ZM14 264V263H13ZM22 264V263H21ZM25 264V263H24ZM67 264V263H66ZM73 264V263H72ZM164 264H165V262H164Z\"/></svg>",
    "mask_w": 264,
    "mask_h": 264
}]
</instances>
